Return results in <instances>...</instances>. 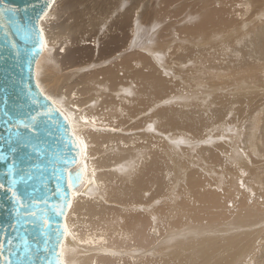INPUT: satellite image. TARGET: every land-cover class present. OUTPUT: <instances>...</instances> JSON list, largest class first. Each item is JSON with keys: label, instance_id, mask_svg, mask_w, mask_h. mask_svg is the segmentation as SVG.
Returning a JSON list of instances; mask_svg holds the SVG:
<instances>
[{"label": "bare ground", "instance_id": "obj_1", "mask_svg": "<svg viewBox=\"0 0 264 264\" xmlns=\"http://www.w3.org/2000/svg\"><path fill=\"white\" fill-rule=\"evenodd\" d=\"M118 1L119 0H98L97 4L95 5L96 15L95 16L92 15L91 18L86 21V14L80 16L76 13L74 15L67 16V12L71 10L74 5L78 4L81 1L79 0H55L50 10H48V12H46V14L42 16L43 18H41L39 22L40 28L43 33L44 42H43L42 53H41L42 56L40 55L34 67V80H35L36 74L39 75L40 78L41 76L45 75L44 78L47 77L49 83H53V81L55 80V76H57L56 77L57 80L62 79V77H58L62 71H60L59 66L56 64V61L52 59L50 60V63L48 62L50 59L48 55L51 53L55 54V50H56V48L54 47L55 44H58L60 47L62 45L61 43L62 39H67L64 45L68 44V42H72L74 44L73 42L74 39L79 35H83V36L87 35V33L90 30V27L94 23L97 22L99 24L98 25L99 27L100 26L99 19L104 18L105 16L109 15V13L113 11L114 7H116V4ZM200 2H203L204 4L203 7L200 9L206 10L210 6L207 4L213 3L215 1L200 0ZM228 2L226 5H228ZM248 2L250 3L249 0ZM157 5H159V3ZM226 5H224V8H227L229 10L228 7L230 6L228 5L227 7ZM121 6H124V5H121ZM152 6L153 4H151V7ZM260 6L261 7H259L258 11H260L261 13L255 14V17H257L258 15L262 16L264 14V5L260 4ZM149 8L150 7H148V9ZM153 10L154 9H152V12ZM223 11L224 10H221L222 13ZM88 12H90V10ZM134 12L135 10L131 9V11L127 10L125 15L123 14V18L120 19L115 26V28H117L119 33L117 32L115 37H112L111 40H109L110 45L112 46L107 49L98 50L100 51V54H101L100 59L106 58V57L108 58L109 56L116 53L118 51V49L116 48L117 44L121 45L120 47L121 49L123 47L132 46L134 42L136 41L135 39H137L136 37L143 34L142 31L145 30L144 28H146V30L148 29L147 33H149L152 30H153L152 34H154V31H155V34H157V32L159 33L158 28L161 29V27L159 23L157 24L154 22L153 20L154 17L152 18L149 16L150 18H152V20L147 19L148 22H150V23H146L149 25V27L148 25L147 27H144V25L140 26V22H138L137 20L136 22L134 21V17H135ZM142 13L143 12H141V14ZM228 13H230V11H228ZM150 15H152V13ZM162 15H164V13H162ZM212 16L214 15L211 12H207L205 13L203 17H201L197 29H195L194 31H191V34L189 35L191 39L189 43L205 44L204 42H213L214 38H218V40L215 39L217 41L224 40V39L228 40L231 35L237 34L238 32L242 30V28H245V26H248L245 23H243L239 25L235 24L234 28H231V27L229 28L230 26L229 23H226L225 25L221 20H218L215 18L211 19ZM54 19L58 20V23L55 26H51L52 21H54ZM236 20H238L237 17H236ZM237 22H239V20ZM120 25L122 26L127 25L128 29L126 30V27H123L122 29ZM163 25L164 23L162 24V26ZM222 25H225V26H222ZM157 26L159 27L156 28ZM220 31L223 33H217ZM161 32H163V30ZM150 36L151 34L147 37V39L146 37L144 39L139 38L138 39L139 42L137 41L135 42L137 44V47H139L141 51H144V49L142 48L146 47L145 48L146 52L145 51L135 52V53L128 54L127 56L124 55V57L122 58L120 57L121 54L119 53L116 57H118L119 59L121 58L120 59L121 61H117L113 65L109 63L110 61H113V58L112 59L109 58L111 60L107 62L103 61L104 63L102 62L98 64L94 61L95 65H88L91 61H93L91 58V55L93 54V52H95V49H93V47H89L88 50H91V52L87 51L86 54L85 52H80L77 50L78 56H76L74 59H70L66 63V66L74 67V68L71 70V72H67L66 74H63L64 82L62 84V88L64 91L60 93L61 95L60 99L54 100L50 98L42 89H40L39 85L36 82L37 80H35V83L38 89L40 90V92L47 99H49L54 105H56V107L68 119L72 134L74 135L80 147L79 161L82 158L81 162L78 161L76 168L80 167L82 169L83 179H82L80 186L71 194V200H72L71 207H70L71 209H70V212L68 211L69 214L67 213L68 215H66L67 218L65 217V225H66V235L65 236L66 238L64 237L65 240L63 238L61 242V249H60L61 263L62 264H140L139 261L144 263L142 259L137 260V259H134V257L143 258L142 256L144 255V251L148 249L144 250L145 249L144 248V249L139 250V248H143V247L147 248L148 245L150 246V244L156 240L155 239L156 235L152 236L150 234V230L153 228H158L157 224L159 223V220L162 218L163 219L162 223H164V228H165L164 231L171 233V235L172 234L174 235L166 238L163 242H160L161 245L160 246L158 245L160 249L158 247L157 251H155L156 249L152 250L153 253H151L150 256L157 255L158 257V255H161L162 253H164V255H166L167 257L168 256L170 257L171 255L172 261H174V263L177 262V264H243L244 261L248 260L249 259L248 257L256 253V250L258 249L257 238H259L260 233L258 231L260 230L256 231L255 230L256 228L254 226L258 224L259 221L262 220L261 219L263 216L262 213L264 212H263V206L261 208L257 199L255 200V198H253L254 193L260 192V189L258 188V186L254 185L251 188H243V189L238 188V184H240V181H242L243 176H241L239 172H236L235 167H234L233 172L230 171L233 168L230 165L234 164L236 165V167L237 166L240 167V165H243L244 162L246 161V157L241 153L239 148L236 146L235 141H233V144H232L233 146L232 152L229 151V154H228V162L230 163L229 166L231 167V169L229 168L230 170H228L226 168H223V167H226V164L224 163L225 161L223 162V160L222 161L217 160L219 162V165L222 166L223 169L221 170L220 168V170H218L216 173L221 172L220 173L221 175L212 174L214 172L211 173L210 169L208 168H207L208 169L207 173L211 175H208V176L205 175L207 178H210V179L215 176L213 179H211V182L213 183L215 181L214 184L218 185L216 189H220V187L225 189L224 198H220V196H218L215 193L214 188H211V183H209L208 181L202 178L189 175L185 179L186 180V184H185V182H183L184 175L186 172V169H184L183 167L185 164L184 165L181 164V166H179L181 162H178L179 163L178 165L179 166L178 168L179 176H177L178 178L177 180L178 182L180 181V185H182L180 189L181 197H179L180 200L177 203L175 199L177 197L169 196L166 199H164L166 200L165 202L168 207V211H167L168 216L165 215V216L156 217L152 215L153 213L151 211L150 212L149 210L144 211V209H141L139 206L141 204L144 205L142 203V200H144L143 196L149 190L153 191L152 194L155 199L159 198L161 200L162 196L166 195L162 191V188H163L162 187V177L164 176L166 170H170L172 171L171 172L172 178H174L173 174L175 171H177V168L174 169L172 165L169 166L168 168H163L162 177L159 180L153 179V177L157 173L155 169H149L146 172H144L143 176H141V174L137 171V169H138V164L140 162V158L144 155V151L146 148L139 147L140 145L135 148H131V152L128 155H126L124 158H122L121 160L114 159L113 161L116 164L114 168H111L110 164L107 165L105 163L107 160L98 158V156L101 155V149L103 147L109 148L110 146H112L113 139H111L109 135L111 137L113 135H111L109 131L107 132V134H104V132L102 133L100 131H95L92 124H96L99 126L100 121L98 119L101 118L102 115L105 117H107L108 115L110 116L118 115V118H119L120 117L119 115L122 114V111H120V114H117L119 111L118 109H116V106H114L115 109L112 107V104L115 101L114 100L115 98L105 99L106 94L114 93L115 97L117 96L116 99L120 97L119 98L120 101L118 102L120 104L121 103L123 104L124 100H128V102H130V99H132L131 97L135 96L134 93L138 91V87H137L138 85H139V88H142V90L143 89L145 90V93H147L149 97H153V96L157 97L159 95L166 94L164 92L169 93L170 90L172 89L167 84L166 85L161 84L163 82L162 81L160 82L161 79L155 75V66L156 67L157 65L160 66L161 59H163V57L160 58L161 57L160 53L161 52L165 53L164 51H166L165 48L162 49V47L163 45L167 47V45L165 44L162 45V43H164L167 40H164V42L160 40L158 41V44H157V39L154 40V38L153 37L150 38ZM154 37L156 38V36ZM219 38H222V39H219ZM148 40H150V42L152 43L150 45L152 48L149 47ZM167 42H170V41H167ZM172 42L174 43V41ZM113 45H116V46L113 47ZM169 45L170 44H168V47ZM154 46L155 48H153ZM159 48L161 49L157 50ZM155 49L157 51L152 52V50H155ZM137 58L141 59L140 61L141 67L139 69H137L139 65V62H137L136 60ZM196 62L197 61H193L192 65L194 64L196 65ZM96 64L99 69H96ZM108 64H110V66ZM104 65L106 66L108 65L109 67H103ZM76 67H79V69H76ZM80 69H83V70H80ZM88 70L92 72L89 71L88 73L87 72ZM129 71H131V73H129ZM203 72L204 71H200L201 74ZM206 72L208 74H211L213 77L215 76L214 78L220 84L213 85L210 83H204V84L194 83V86L191 87L193 88L192 90L187 88L189 89V91H185L184 93L181 90L177 94L169 98H174V100H178L180 99L178 96L184 95L186 97V100H193L196 97L197 98L202 97L203 101H208L212 99V97H214L216 94L220 95L227 89H231L232 94L250 92V91H255L259 89L256 87L258 85V82L256 81V79L254 80L253 78H251V74H249V71H245L241 74H237L233 78L230 77L229 74L221 73L219 71L213 72V73L210 71H206ZM75 73H76V76L73 79ZM82 76H85L87 79V81L84 83L81 80ZM226 78L233 79L232 80L233 82H230V84L222 83L224 82ZM129 80H131V82ZM134 82L137 83L138 85L135 86ZM224 85L226 86L225 88L223 87ZM134 86L137 87L136 91L134 90ZM66 95L70 96L71 98L69 100L70 102L65 101L64 96ZM136 97L137 96H135V98ZM139 98L135 99L137 101L138 100L140 101L139 104H137L138 102H136L135 104L136 106L137 105L141 106V104L143 103ZM149 102H151L152 105L155 103V101H149ZM170 102L172 104L173 101H167V102L165 101V105L166 103L168 104ZM115 103L116 102H114V104ZM131 105L129 107H131ZM136 106H134L133 109L131 108L132 111L135 109ZM156 107L155 106L154 108L151 107L152 109L150 107L148 108L151 109L152 111L151 113H153L155 112ZM137 110L136 112L134 110V112L137 113ZM146 111H147V108H146ZM141 112L144 113L142 109H141ZM127 113H130V111ZM138 115L140 116L139 113ZM108 117H107L108 119L107 122L110 120V118ZM171 117L173 118L171 119L170 122H172L175 126H178L175 128L174 131L184 130L182 131L183 132L182 135H184L188 139H191L190 136H192V138H195L196 135L199 133H202L201 131L204 130L205 128V126L201 122L200 123L194 122L192 120H189L183 117H181L180 119L177 115L171 116ZM165 118H167V116ZM259 119L260 118L258 117V123L255 122V124H259V121H260ZM255 120H252V121H255ZM164 122H167V121H164ZM221 122L222 124H220V122H216L217 130H220L221 129L220 127L224 126L225 129H228L227 131L231 132L232 134L233 133L236 134L235 129L231 127L233 129L232 130L227 125H225L224 121H221ZM253 123L252 125H254ZM212 125H214V123ZM208 128L210 129V127ZM85 130L88 133L87 135L85 134ZM103 136L107 137V142L105 143L101 141V137ZM236 136H239L238 133ZM248 137L249 138H247L246 143L252 144L253 143L252 141L254 139V133L250 132ZM114 139L117 141L120 139V137L115 136ZM234 140H236V138ZM213 141L215 142V140H212V142ZM256 144L258 145V143ZM115 145L118 147L119 150L122 149V145H118V144H115ZM141 145H147V144L144 143ZM165 148L168 149L167 146ZM253 148H256V147H254L253 145ZM111 150H113V147ZM94 155H96L97 157L96 160H94V157H93ZM171 155L173 156V154ZM85 157H88L86 171H85V166L83 162L85 160ZM207 158L208 156L207 157L205 156L204 158L200 157L201 166L205 167L207 165H210L212 168L216 169L217 165L213 163L214 165H216L214 166L211 163L212 161L214 162V160L212 159H215V157L211 155L210 157L212 160V161L210 160L211 162H208ZM171 160L170 162L172 164ZM99 162H101L100 166H99ZM156 163L158 162H155L151 165H155ZM91 167L97 168L98 170H103V173H98L96 170L91 169ZM109 167L122 176L130 178L133 175V179L130 180L131 182H134L135 179L140 178L138 187L133 188L123 194L119 193L118 188L113 186L114 178L110 179L109 177V171H110ZM188 168H191V167H188ZM104 170H108V171H104ZM226 170L230 171L231 174L229 173L230 175H228L227 174L228 171ZM92 179L95 182L92 181ZM174 182H175V179H174ZM119 183L121 185V182ZM228 185L230 186V188H227ZM121 186H119V190L123 189L122 188L123 186L122 187ZM231 187H234V190L239 191V192L237 193L231 190ZM169 189H172V192H174L173 188H169ZM168 192L170 193L171 191L169 190ZM94 197L96 198L92 200L89 199V198H94ZM163 198H162V201H163ZM248 198H252V201L249 202ZM104 200L109 201L108 203H111L113 201H118L116 202V207L118 208V212H115V211L113 212L112 210L108 211L107 209H105L107 207L104 203ZM231 200H233V202H235L236 200L238 201L237 207H232L234 208V213L231 211V208L228 209L225 206V204L229 203ZM150 202L147 204H150ZM156 202L160 204L159 200H157ZM150 206H152V204L149 205L148 207ZM229 210L232 213H230ZM174 220H175V223L173 222ZM169 222L171 223L170 224L171 227L168 226ZM258 226L260 228V226L262 225L260 224ZM170 229H172L173 231L171 232ZM161 230H162V226H161V229L158 230V232H160L161 234L160 233L158 234L163 235ZM180 232H182V234H180ZM93 235H97L99 237V240L95 241L96 239L94 240ZM260 238L262 239V237ZM98 246H101V247H98ZM102 246H106V247L113 248V249H110V250L105 249ZM133 246H139V248L134 247L135 249H133ZM127 247L128 248L131 247L129 251L130 253L127 252L128 250L126 251V249H128ZM151 249L153 248L151 247ZM216 249H218L219 253L216 251ZM149 252H151V250ZM126 253H129L128 254L129 256H127V258H124V254ZM161 256L163 257V255ZM263 262H264V259H263ZM151 264H165V263H160L159 260H156V261H152ZM246 264H249V263H246Z\"/></svg>", "mask_w": 264, "mask_h": 264}, {"label": "rangeland", "instance_id": "obj_2", "mask_svg": "<svg viewBox=\"0 0 264 264\" xmlns=\"http://www.w3.org/2000/svg\"><path fill=\"white\" fill-rule=\"evenodd\" d=\"M79 1H81V2L74 5L73 8L67 12V16L68 15L71 16V15H74L76 13L80 16L86 14V21H87L91 18L92 15H94V16L96 15L95 5L97 4L98 0H79ZM202 1H205V0H202ZM210 1H215V2L208 3L207 5H210L209 8L206 10H203L200 8H202L204 4H203V2H200V0H147V1L146 0H119L116 4V7H114L113 11L110 12L111 14L109 13V15L105 16L104 18L99 19V23H100L99 27H98L99 24L97 22L94 23L90 27V30L87 33V35H84V36L79 35L74 39V41H73L74 44L72 42H68V44L64 45L66 43L65 41L67 39L61 40L62 45L60 47L58 44H55V46H54L56 48L55 54L51 53L48 55L50 58L48 62L50 63V60H52V59H54L56 61V64L59 66L60 71H62L58 77H62V79L57 80L56 79L57 76H55V80L53 81V83H49L47 77L44 78L45 75L41 76V78L37 74L35 76V80H37L36 82L39 85L40 89H42L50 98H52L54 100L60 99L61 98L60 93L64 91L62 88V84L64 82L63 81V74H66L67 72H71V70L74 68V67L66 66V63L70 59H74L76 56H78L77 50L80 52H85V54H86L87 51L91 52V50H88L89 47H93V49H95V52H93V54L91 55V58L93 61H91L88 65H95L94 61L98 64L102 63L103 61L107 62V61L111 60L112 58H113V61H115V62L110 61L109 63H111V65H113L117 61H121L120 59L122 57H124V55L127 56L128 54L141 51V49L139 47H137V44L135 43L136 41L139 42L138 41L139 38L144 39L146 37V39H147V37L151 34L150 38L153 37L154 40L157 39V44H158V41H160V40H162V42H164V40L170 41V42L165 41L164 43H162V45L163 44L167 45V47L164 45L162 47V49L165 48L166 51H164L165 53H162V52L160 53V55H161L160 58L163 57V59H161L160 66L159 65H157V67L155 66V75L161 79L160 82L161 81L163 82L161 84H163V85L167 84L170 88H172L170 90V92L169 93L164 92L166 94H162V95H159L157 97H155V96L149 97L147 95V93H145V90L143 89L144 90L143 91L142 88H139V85L134 82L135 86L138 85L137 86L138 91L134 94H135V96H137L136 97L137 99L140 97L139 99L143 102L141 104L142 108L140 105H137V106L135 105L136 102H138L137 104H139L140 101L135 100L136 98L134 95H132L134 97H131L132 99L133 98L134 99L133 100L130 99L131 103L128 102V100H124V102L122 101L124 105L127 104L124 106L122 103L120 104L118 102V101H120V99H119L120 97L118 99H116L117 96L115 97L114 93H111V94L108 93V94H106L105 99L115 98L114 102H116V103L114 104V102H113L112 107L114 108V106H116V109H118V111H119L117 114H120V111H122V114L119 115L120 116L119 118H118V115L117 116L111 115L112 117L110 115H108L109 117L108 116L107 117L110 118V120L108 122H107V120H108L107 117L102 115L101 118H99L98 120L100 121V123L103 122L104 124L99 123V126L96 124H92L95 131H100L102 133L104 132V134H107V132L109 131V133L111 135H113L112 136L113 138L109 135V137L111 139H113L112 146H110L109 148L103 147L101 149V155L98 156V158H102L103 160H107L105 163L107 165L110 164L111 168H114V166L116 165L115 162L113 161L114 159H120L121 160L122 158H124L126 155H128L131 152V148H135L139 145H140L139 147L146 148L144 151V155L140 158V162L138 164V169H137V171L141 174V176H143L144 172H146L147 170L155 169L157 171V173L154 177H156V176L157 177L156 178L153 177V179L159 180L162 177V169L163 168H168L171 165L174 169L177 168V171H175L173 174L174 178H172V173H171L172 171H170V170H166L164 176L162 177V187H163L162 191L164 192V194H166V195L162 196V198L164 197L163 201H162V198H161V200L159 198L155 199L153 197V194H152L153 191L152 190L147 191L143 196L144 200H142V203L145 206L141 204L139 207L141 209H144V211H147V210H149V212L151 211L153 213L152 215H154L156 217L167 215L168 207H167L166 202H165L166 200H164V199L171 196V197H177V198H175L176 203L180 200V198H179V197H181L180 189H181L182 185H180V181L178 182L177 176H179L178 175V172H179L178 168H179V166H181V164L182 165L185 164L183 166L184 169H186L184 179H183V182H185V184H186L185 179L189 175H193L195 177L202 178V179L208 181L209 183H211V188H214L215 193L218 196H220V198H224L225 189H223L221 187H220V189H216V187H218V185L214 184L215 181L213 183L211 182V179H213L215 176L213 177V175H212L213 178H211V179L206 177L208 175H211V174L207 173L208 169H210L211 173L214 172L212 174L221 175L220 174L221 172L216 173L218 170H220V168H221V170L223 168L230 170L231 167H233L230 170L231 172H233L234 167H235L236 172H239L240 175L243 176L242 181L239 180L240 184H238V188H240V189L251 188L255 185V186H258V188L260 189V192L253 194V198H255V200L257 199L261 208L263 206V212H264V17H263L264 14L262 16L258 15L257 17H255V14L261 13L260 11H258V9H259V7H261L260 4L264 5V0H249L251 4L248 2V0H210ZM227 2L231 8L228 7V5H226ZM156 3L157 4L159 3V5H157ZM151 4H153L152 7H151ZM121 5H124V6H121ZM224 5H226L229 8V10L227 8H224ZM163 6H165V7H163ZM121 7H123V8H121ZM148 7H150V8L148 9ZM247 8H248V10H247ZM131 9L135 10L134 21L136 22V20H137L138 22H140V26L144 25V27H147L148 24H146V23H150V22H148V20L149 19L152 20V18L154 17L153 18L154 22L157 24L159 23V25L161 27V29L158 28L159 26L156 27V28H158L159 33L156 31L157 34H155V31H154V34H152L153 30L150 31L151 33L150 32L147 33L148 29L146 30V28H144L145 30L142 31L143 34L136 37L137 39H135L136 41L134 40L135 42H134V44L132 43L133 45L130 46L131 48L130 47H123L121 49L120 48L121 45L117 44V46H119V47H117L116 45H113V47L116 46V48L118 49L119 52L117 51L116 53L109 56L108 58L106 57V58L100 59L101 54H100V51H98V50L99 49L100 50L101 49L102 50L107 49V48L112 46V45H110L109 40H111L112 37H115V35L118 32L117 28H115L116 24L118 23V21L120 19L123 18V14L125 15L127 10L131 11ZM138 9L141 11H139ZM152 9H154L153 12H152ZM89 10H90V12H88ZM221 10H224L225 12L223 11V13H222ZM246 10H247V12H246ZM206 11L211 12L214 15L211 17V19L215 18V19L221 20L225 25H226V23H229L230 24L229 28L230 27L234 28L235 24L239 25V24H243V23H245L248 26H245V28H242V30L240 32H238L237 34L231 35L228 40L224 39V40L217 41L218 38H214L213 39L214 41L211 39L213 42H204L205 44H199V43L198 44H191V43H189V41L191 40L189 35L191 34V31H194L195 29H197V27L199 25V21H200L201 17H203L205 15V13H207ZM228 11H230V13H228ZM234 11H235L236 15H235ZM256 11H258V12H256ZM141 12H143V13L141 14ZM217 12L218 13L220 12L221 14L220 13L218 14ZM226 12H227V14H226ZM151 13H152V15H150ZM162 13H164V15H162ZM230 14H231V16H230ZM160 15H161V17H160ZM149 16L152 18H150ZM221 16H223V17H221ZM236 17L238 18L239 22H237L238 20H236ZM145 21H147V22H145ZM57 23H58V20L54 19V21H52L51 26H55ZM163 23H164V25L162 26ZM225 25H222V26H225ZM95 26H96V28H95ZM120 27L122 29H123V27H126V30L128 29L127 25H125V26L120 25ZM148 27H149V25H148ZM162 30H163V32H161ZM217 33H223V32L220 31ZM152 35L156 36V38ZM215 39H217V40H215ZM219 39H222V38H219ZM172 41H174V43ZM104 42H106V43H104ZM108 42H109V44H108ZM148 42H149V47H151L150 45L152 43L150 42V40H148ZM168 44H170L169 47H168ZM145 48H142V49H144V51H145L146 50ZM153 48H155V46ZM96 49H97V51H96ZM160 49L161 48H159L157 50H160ZM157 50L156 49L152 50V52H155ZM144 51H141V52H144ZM119 53L121 54L120 59L118 57H116ZM189 57H191V58H189ZM89 58H90V56H89ZM109 58H111V59H109ZM184 59H186V60H184ZM136 60H137V62H139V65L137 68V69H139L141 67V62H140L141 59L137 58ZM193 61H197L196 65L195 64L192 65ZM108 65L110 66V64H108ZM108 65L107 66L104 65L103 67H109ZM198 67H200V68H198ZM76 69H79V67H76ZM96 69H99L97 67V64H96ZM80 70H83V69H80ZM89 71L90 70H88L87 72L89 73ZM200 71H204V72L201 74ZM206 71H210L212 73L219 71L221 73L229 74L230 77H232V78L235 77V75H237V74H241L245 71H249V74H251V78H253L254 80L256 79V81L258 82V85L256 87L259 89L255 90V91L236 93V94H232V90L227 89L226 91H224L220 95L216 94L214 97H212V99H210L208 101H203L202 97L201 98L196 97L193 100H186V97L184 95L178 96L180 98L178 100H174V98H169L171 96H174L175 94H177L181 90L183 91V93L185 91H189V89L192 90L193 88H191V87L194 86V83H198V84L210 83L213 85L214 84H220L214 78L215 76L213 77L211 74H208ZM90 72H92V71H90ZM129 73H131V71H129ZM51 75H53V74H51ZM75 76H76V73H75L73 79L75 78ZM81 80L83 83L87 81L85 76H82ZM232 80L233 79L226 78L224 80V82H222V83L230 84V82H233ZM129 81L131 82V80H129ZM135 86H134V90L136 91L137 87H135ZM223 87L225 88L226 86L224 85ZM187 88H189V89H187ZM101 94H99V95H101ZM64 97H65V101L70 102L69 101L71 99L70 96L66 95ZM149 101H155V103L152 105V103ZM165 101L166 102L167 101H173V102H172V104L170 102L168 104L166 103V105H165ZM209 101H211V102H209ZM56 102H58V101H56ZM175 102H177V103H175ZM180 103H182V104H180ZM146 104L150 108L151 107L154 108V106L155 107L157 106L155 112L151 113L152 108L149 109ZM130 105H131V107H129ZM133 105L137 107L138 110L136 109V107L134 109L135 112L137 110V113H135L134 110L132 111V109L134 108ZM132 106H133V108H132ZM65 107H67V106H65ZM124 108H126L128 110H126ZM146 108H147V111H146ZM139 109H140V111H139ZM141 109H142V111H144V113L141 112ZM129 111H130V113H127ZM138 113L140 114V116L138 115ZM123 114H125V115H123ZM132 115H133V117H132ZM135 115H137V116H135ZM168 115H169V117H168ZM170 115L171 116L177 115L180 119H181V117H183V118L192 120L194 122H199V123L201 122L205 126V128H204V130L201 131L202 133L197 134L195 138H192V136H190L191 139H188L184 135H182L183 134L182 131H184V130L174 131L175 128L178 126H175L172 122H170L171 119L173 118ZM166 116H167V118H165ZM255 117H257V118H255ZM258 117L260 118L259 124H255V122L258 123ZM161 120L163 121V123ZM252 120H255V121H252ZM164 121H167V122H164ZM221 121H224L225 125H227L230 129H232V128L235 129L236 134L235 133L232 134L231 132L227 131L228 129H225L224 126L220 127L221 128L220 130H217L216 129L217 128L216 122H220V124H222ZM213 123H214V125H212ZM252 123L255 126L252 125ZM107 125L108 126L110 125V126L108 127ZM210 125H212V126H210ZM208 127H210V129ZM183 129H185V128H183ZM239 132H240V134H239ZM250 132L254 133V139L256 140L255 141L253 139L252 144L246 143L247 138H249L248 135ZM237 133L239 136H236ZM85 134L86 135L88 134L86 130H85ZM202 134H204V135H202ZM115 136L120 137V139L116 141L114 139ZM182 137L184 140L182 139ZM203 137H204V139H203ZM207 138H208V140H207ZM235 138H236V140H234ZM212 140H215V142L213 141L214 142L213 143ZM101 141L103 143L107 142V137L106 136L101 137ZM233 141H235L236 146L239 148L241 153L246 157V161L244 162L243 165H240V167L239 166L236 167V165H234V164L230 165V163L228 162V154H229V151L232 152ZM185 142L187 143V145ZM194 142H196L197 144H199L200 142L201 143L199 145H197ZM144 143H146L147 145H141ZM256 143H258V145ZM115 144L122 145V149L119 150ZM253 145L256 148H253ZM166 146L168 149L165 148ZM112 147H113V150H111ZM185 147H187V148H185ZM175 149H176V151H175ZM171 154H173V156ZM210 154L213 157H215V159H212V160H214V162L211 160ZM205 156L206 157L208 156V158H207L208 162L212 161L211 162L212 164L214 163L217 165L216 169L212 168L210 165H207L205 167L201 166L200 157L204 158ZM93 157H94V160H96V158H97L96 155H94ZM87 158L88 157H85V160L83 161L84 166H85V171H86V165H87ZM81 160H82V158L80 159L79 162H81ZM170 160L172 161V164H171ZM217 160H219V161L223 160V162L225 161L224 163L226 164V167L222 168V166L219 165V162ZM153 161L158 162V163H156L155 165H151V164L155 163ZM178 162H181L180 165ZM100 165H101V162H99V166ZM216 165H214V166H216ZM188 167H191V168H188ZM111 168L109 167V169H110L109 177H110V179L111 178L115 179V180L113 179V181H114L113 186L118 188L119 193L123 194V193H125V192H127L133 188L138 187L140 178L135 179L134 182H131L130 180L133 179V175L130 178H128V177L120 175L119 173L112 170ZM91 169L96 170L98 173H103V170H98L97 168H94V167H91ZM228 170H226V171H228ZM104 171H108V170H104ZM230 171L227 172L228 175L231 174ZM85 176H86V174H85ZM175 176H176V178H175ZM174 179H175V182H174ZM172 180H173V182H172ZM92 181H94V180L92 179ZM119 182H121V185L123 187L120 185ZM219 185H221V184H219ZM119 186H121L123 189L119 190ZM169 188H173L174 192H172V189H169ZM227 188H230V186L228 185ZM177 189H178V191H177ZM169 190L172 193L171 192L169 193L168 192ZM231 190L235 191L234 187H231ZM235 192L238 193L239 191H235ZM146 196H148V197H146ZM151 197H152V199H151ZM95 198L96 197L89 198V199L92 200ZM261 198H263V199H261ZM157 200L160 201V204L158 202H156ZM248 200H249V202H251L252 198H248ZM145 201H146V203H145ZM108 202L109 201L104 200V203L107 207L105 209H107L108 211L112 210L113 212L114 211L118 212V208L116 207V202H118V201H113V202L110 201L111 203H108ZM149 202H150V204H147ZM237 202H238L237 200L235 202H233V200H231L229 203L225 204V206L228 209L231 208V211L234 213V208H232V207H237ZM151 204H152V206L148 207ZM230 204H232V205H230ZM108 206H110V207H108ZM111 206L115 210H113ZM143 207H145V208L147 207L146 210ZM231 211L229 210L230 213H232ZM69 212H70V210H69ZM69 212H68V214H69ZM262 215H263L261 218L262 220L259 221L258 224H256L254 226L256 228L255 229L256 231L260 230V231H258L260 233L259 238H257L258 249L256 250V253H254L253 255L248 257L249 259L244 261L243 264H246V263L264 264V262H263V259H264V233H263L264 232V213H262ZM160 220H159V223L157 224L158 228H153L150 230V234L152 236L156 235L155 236L156 240L154 242H152L150 244V246L148 245L147 248L146 247L139 248V246H133V249H135L136 247L139 248V250L144 249V248H145L144 250L148 249L146 251L142 250V251H144V255H145V256L144 255L142 256L143 258L134 257V259H137V260L142 259L144 261V263L146 262L148 264H151L152 261H156V260H159L160 263H165V264H177V262L174 263V261H172L171 255H170V257L169 256L167 257L166 255H164V253H162L161 255H163V257L161 255H158V257H157V255L156 256L155 255L150 256V254L153 253L152 250H154V249H156L155 251L158 250V247L161 245L160 242H163L166 238L174 235V234L171 235V233L164 231L165 230L164 223H162L163 219L161 218ZM173 222L175 223V220ZM170 224L171 223L169 222L168 223L169 227H171ZM260 224L262 226H260V228H259L258 225H260ZM161 226H162L161 232L165 236L160 235L161 233L158 232V230L161 229ZM170 231L172 232L173 230L170 229ZM158 233H160V234H158ZM166 234H168V235H166ZM180 234H182V232H180ZM93 236H94V240L96 239L95 241L99 240V237L97 235H93ZM260 237H262V239ZM65 238H66V236H65ZM65 238H64V240H65ZM98 247H101V246H98ZM102 247L105 249H109V250L113 249V248H109L106 246H102ZM140 247H142V246H140ZM151 247L153 249H151ZM130 249H131V247L126 249V251L128 250L127 252H129ZM159 249H160V247H159ZM150 250H151V252H149ZM216 251L219 253L218 249H216ZM129 253L124 254V258H127V256H129L128 255ZM148 253H149V255H148ZM139 262H140V264L141 263L144 264L141 261H139Z\"/></svg>", "mask_w": 264, "mask_h": 264}, {"label": "water", "instance_id": "obj_3", "mask_svg": "<svg viewBox=\"0 0 264 264\" xmlns=\"http://www.w3.org/2000/svg\"><path fill=\"white\" fill-rule=\"evenodd\" d=\"M55 0H0V257L62 264L65 217L81 184L66 116L38 89L40 20Z\"/></svg>", "mask_w": 264, "mask_h": 264}, {"label": "snow or ice", "instance_id": "obj_4", "mask_svg": "<svg viewBox=\"0 0 264 264\" xmlns=\"http://www.w3.org/2000/svg\"><path fill=\"white\" fill-rule=\"evenodd\" d=\"M0 264H5V262L3 261V258L2 257H0Z\"/></svg>", "mask_w": 264, "mask_h": 264}]
</instances>
